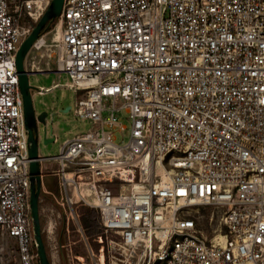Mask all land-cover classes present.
<instances>
[{"label": "built area", "instance_id": "1", "mask_svg": "<svg viewBox=\"0 0 264 264\" xmlns=\"http://www.w3.org/2000/svg\"><path fill=\"white\" fill-rule=\"evenodd\" d=\"M50 3L0 0V264H40L16 58ZM58 27L32 49L70 81L38 91L73 90L91 122L39 154L79 234L69 264H107L112 234L111 264H264V0H65ZM76 203L99 211L97 251Z\"/></svg>", "mask_w": 264, "mask_h": 264}, {"label": "rangeland", "instance_id": "2", "mask_svg": "<svg viewBox=\"0 0 264 264\" xmlns=\"http://www.w3.org/2000/svg\"><path fill=\"white\" fill-rule=\"evenodd\" d=\"M26 23L28 24L29 22L26 20ZM58 23L53 26L51 30H48L43 34L47 44H51L53 43V41L56 42V40H54V37L57 33ZM30 24H32L34 27L37 22H30ZM26 69L30 73V84L37 88H49L55 83L66 84L68 81H70V78L66 73H59L57 71V52L54 48L44 47L42 49H32L26 58ZM41 70H45L46 72H41ZM32 96L36 114L39 115L42 112L48 113V117L46 119L48 134L51 135V131L53 130V135H56L58 138L57 142H52L46 145L44 143L45 125H39V151L43 157L58 155L62 144L67 139H71L79 134L85 133L91 128V122L89 120L81 119L75 115L77 96L73 90L66 87H59L50 92L44 93H39L38 90H33ZM67 107H71L72 109L68 112H65V109H67ZM125 124L129 126L128 121H125ZM125 137L126 138L124 139L126 141L127 135ZM116 138L118 139V141L122 140V136L119 133L116 134ZM41 165L44 173L48 171L47 169H53L57 166L56 163L53 162V160L49 162L43 161ZM43 180L44 186L40 198V215L43 236L46 243L48 255L52 264H69L70 262L67 257L68 253L65 248L61 250L62 246L60 243V236L62 232H65L64 228L66 225V219L64 211L58 203V199L61 196L59 181L57 177L49 175H45ZM69 191L71 192V187H69ZM81 206L83 205L79 203H76L74 205V209L78 214L80 213ZM203 213L209 215L210 212L209 210H205L203 211ZM203 225L209 226V219L207 216L205 217ZM70 229V237L67 238V236H65L64 240H66L67 242L78 241L79 234L76 232L75 222L70 221ZM110 240L118 242L119 238L116 234H112L109 236V239L107 241L104 239L106 243L105 251L107 264H111L112 252L115 253L113 247H116L115 243L109 242ZM107 242L109 243V246H107ZM101 245L102 244H100V246ZM94 249L95 251L98 250L96 247H94ZM73 253L84 254L82 245L79 243L74 245Z\"/></svg>", "mask_w": 264, "mask_h": 264}, {"label": "water", "instance_id": "3", "mask_svg": "<svg viewBox=\"0 0 264 264\" xmlns=\"http://www.w3.org/2000/svg\"><path fill=\"white\" fill-rule=\"evenodd\" d=\"M65 0H51V3L37 24L33 27L32 32L22 42L19 51L17 53L16 64L19 74L20 90L23 96L24 102V115L26 128L29 135V156H30V173H31V213L33 218L34 238L37 244V253L40 264H52L46 243L43 236L41 215H40V198L43 191L44 180L42 177V157H40L39 151V125L44 124L45 135L48 134L46 118L47 112H42L37 115L34 103H33V90H39V88L30 84V73L26 69V58L29 52L32 50L36 41L43 35V32L48 30L51 23L61 16ZM71 107H67L65 112L70 111ZM54 142L53 130L49 138L44 139V143L47 145Z\"/></svg>", "mask_w": 264, "mask_h": 264}, {"label": "trees", "instance_id": "4", "mask_svg": "<svg viewBox=\"0 0 264 264\" xmlns=\"http://www.w3.org/2000/svg\"><path fill=\"white\" fill-rule=\"evenodd\" d=\"M58 22L59 18L51 23V28L49 27L50 29L48 30H51L52 27L55 26ZM48 30L44 31L43 34ZM79 215L81 218L80 220L82 227L85 231V234L89 238L91 246L93 248L96 247L98 249L100 243L97 241V238L103 235V227L101 225L99 211L95 208L83 205L80 207Z\"/></svg>", "mask_w": 264, "mask_h": 264}, {"label": "crops", "instance_id": "5", "mask_svg": "<svg viewBox=\"0 0 264 264\" xmlns=\"http://www.w3.org/2000/svg\"><path fill=\"white\" fill-rule=\"evenodd\" d=\"M64 237H65V234H64V232H62V234L60 236V243H61V246H62L61 247V250L64 249L65 248V245L68 243L66 240H64L65 239Z\"/></svg>", "mask_w": 264, "mask_h": 264}, {"label": "bare ground", "instance_id": "6", "mask_svg": "<svg viewBox=\"0 0 264 264\" xmlns=\"http://www.w3.org/2000/svg\"><path fill=\"white\" fill-rule=\"evenodd\" d=\"M60 34H61V31H60L59 27H57V33L55 34L54 40L57 41L60 38ZM40 43H43V40H41ZM41 71H43V70H41Z\"/></svg>", "mask_w": 264, "mask_h": 264}, {"label": "flooded vegetation", "instance_id": "7", "mask_svg": "<svg viewBox=\"0 0 264 264\" xmlns=\"http://www.w3.org/2000/svg\"><path fill=\"white\" fill-rule=\"evenodd\" d=\"M47 119V118H46Z\"/></svg>", "mask_w": 264, "mask_h": 264}]
</instances>
